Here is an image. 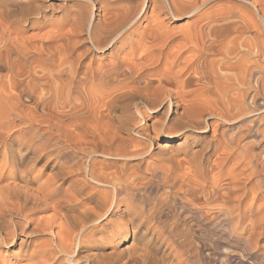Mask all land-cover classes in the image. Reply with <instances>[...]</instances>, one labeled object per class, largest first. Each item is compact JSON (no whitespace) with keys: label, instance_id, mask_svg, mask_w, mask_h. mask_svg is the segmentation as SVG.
<instances>
[{"label":"bare ground","instance_id":"obj_1","mask_svg":"<svg viewBox=\"0 0 264 264\" xmlns=\"http://www.w3.org/2000/svg\"><path fill=\"white\" fill-rule=\"evenodd\" d=\"M262 2L264 1L0 0V248L16 244L22 238L24 229L26 230L25 222L33 219L35 210L47 205L35 195L40 191L44 192L42 188L45 184L37 188V193L30 190L32 187L28 189L29 184L38 178L36 165L42 164L43 167L50 164L49 158L42 153L45 150L43 148L54 146L69 133L75 135L74 126H79L81 122L80 113L88 107L82 111L76 108V116L75 113L68 116L59 113V108L70 101V93L84 92L87 98L86 95H91L94 85H111L113 81H117L115 79L121 80V75L124 79L118 81L119 85H115L121 92L116 93L114 85L113 92L107 86L112 93L108 98L106 95L103 102L100 100L105 108L102 116L110 121L115 117L121 118V126H113L116 124L113 123L111 131H115L110 135V122L106 123L108 135L101 136L105 138L107 147L95 152L125 160L124 165L130 160L142 161L144 156L150 154L158 141L157 133L164 126L168 133L162 136V143L158 142L161 157L145 169L146 182H140L138 176L126 177L123 170L115 171L118 182L116 195L115 190L106 188V194L105 191L103 193L105 196L96 199V207H88L91 211L84 205L86 210L82 209L84 211L80 216L78 214L79 217L76 214L73 218L69 217L70 214L67 217L69 220L73 219L77 230L74 234L81 239L90 235L88 238L91 239L94 236L92 230L97 227L94 225L100 226L103 217L109 218L101 224L99 231L110 224L115 225L114 217L124 212L127 216L124 224L131 227L132 241L122 248L116 247V244V248L108 252L98 249L90 252L92 254L87 253L88 257L84 254L75 258L73 237L69 236L74 230L71 228V233L65 232L62 224L65 220H58L61 223L56 232L60 239L55 242L58 248L52 246L54 249H50L49 246L48 250H44L39 264L46 261L55 264L62 257L61 254L66 256L69 264H145L149 259L146 256L150 249L148 250L146 243L141 245V241L155 223L160 225L156 231L158 236L167 234L177 253L189 254L190 257L201 254L200 247L194 243L195 235H198L196 230L199 228L201 235H209V225L214 220L225 231H229L236 241H242L244 247H253L255 241L264 235V148L258 150L259 145L264 142V71L261 70L263 67L259 69L258 61L248 58L231 61L230 56L239 50L236 47L237 39L233 37L236 32L238 34L239 31V36L240 31H252L259 26L257 31L264 34ZM185 18H190L191 21L178 31L168 25ZM29 29L46 30L42 34L25 35ZM259 37L248 40V50L255 49L258 55L264 57V35L261 39ZM60 47L63 52L66 50L64 58L66 54L67 57L74 54L73 66L70 65L72 63L68 65L65 60L67 57L63 60ZM98 53L109 55L114 60L117 59L118 63L97 67L94 60L98 58ZM213 54H220L224 59L213 61L210 58ZM127 55L130 56L127 58L129 61L126 59ZM83 62L86 64L82 65ZM217 63L224 73L215 70ZM80 67H84L83 77L79 76ZM123 67L127 68V73H122ZM247 73L251 76L248 83ZM240 85H249L252 93L254 92L251 98L246 94L249 92H245L246 89L227 95L230 90L240 89ZM106 92L107 89L104 93ZM92 102L93 99L91 104ZM98 106L95 104L99 111L102 108ZM120 107L125 112L123 118L117 115ZM151 114L160 116L150 123L147 118ZM88 115L90 117L89 113ZM101 123L106 126L102 121ZM236 123L241 124V127L235 128L236 131L232 134L223 131L218 136L212 134V138L206 134L209 128L215 134L221 126ZM242 124L247 126L242 127ZM71 126L74 131L67 128ZM89 126L87 127L91 130ZM121 128L130 134L134 132V136L125 140L120 135L122 138L119 139L118 129ZM102 130L104 133V129ZM80 133L76 132V135ZM184 134L185 146L189 147L183 148L182 157H179L178 151L172 149L170 142ZM73 135L68 136L69 140L77 137ZM248 137L260 139L243 143ZM117 141H120L118 145ZM38 142L41 144L36 145ZM230 158L237 160L236 167L225 170L224 164ZM101 163L97 164L101 165L103 173L105 166ZM57 170V177L61 176L63 172ZM101 173H92L91 176L95 182L107 187L109 182ZM48 182L46 184L50 185ZM78 188L81 189V186ZM164 189L167 190L160 193ZM66 198L63 200L68 205L70 197L69 200ZM247 198L250 201H246ZM121 202L126 204V208L116 211ZM61 206L60 208L64 207ZM64 214L65 212L62 215ZM15 217L22 220H16ZM247 217H251L249 221L253 222V226L240 227L239 224ZM89 224H92V230L85 233ZM116 230L117 228L112 229L110 233L113 234ZM63 231L71 238L63 237L62 241ZM127 235L128 232L122 235L117 233V237L123 241L127 239ZM27 243L22 238L19 247L25 249Z\"/></svg>","mask_w":264,"mask_h":264},{"label":"rangeland","instance_id":"obj_2","mask_svg":"<svg viewBox=\"0 0 264 264\" xmlns=\"http://www.w3.org/2000/svg\"><path fill=\"white\" fill-rule=\"evenodd\" d=\"M264 1V0H263ZM262 5L263 6H261V7H263L264 8V2H262ZM263 11H264V9H263ZM189 21H191V19L190 18H185V19H183V20H177V21H173V22H171V23H168V25H169V27L171 28V29H174L173 27H175V31H178L179 30V28L180 27H182V26H185V25H187V23H189ZM144 24H146V20H145V22H144ZM257 26V25H256ZM144 27H142V29H143ZM255 28V27H254ZM257 28V29H256ZM254 30H247V31H243L242 33H241V31H240V35L238 36V34H239V31H238V34H237V32L233 35V37H236V41H237V45H236V41H235V45H236V47H237V49H239L238 51H237V53H235V54H233V55H231L230 56V60L231 61H236V60H239V59H245V58H248V59H250V60H255V61H258L259 62V64H260V66H259V69H261L262 67V69L261 70H263L264 71V57H262V56H260V55H258V52H256V50L254 51L253 49V52H252V50L250 51V50H248V40H251L253 37H259V35H260V37H262V35H264V34H262V31H260V32H258L259 31V29L258 28H260L259 26L258 27H256ZM46 29H44V30H40V29H37V30H33V29H29L26 33H25V35H28V36H30V35H33V34H35V33H39V34H42V33H44V31H45ZM256 30V31H255ZM258 30V31H257ZM256 33H260L259 35L258 34H256ZM257 35V36H256ZM253 36V37H252ZM259 37V38H260ZM264 38V37H263ZM261 39V38H260ZM246 46H247V48H246ZM60 49H61V53L63 54L62 56H63V60L67 57V54H66V56H65V58H64V54H65V52H66V50L64 49V51L65 52H63L62 51V48L60 47ZM256 53V55H255V53ZM71 54V53H70ZM70 54H68V55H70ZM99 54V56H98V58H96L94 61H95V63H94V65L95 66H101V67H107V66H111V65H114V64H117L118 62V60L117 59H115L114 60V58H112V57H110L109 55V57L108 56H105L104 54H101V53H98ZM243 55V56H242ZM105 58H104V57ZM260 56V57H259ZM130 58V56L129 55H127V57H126V59L127 58ZM74 58H75V56H74V54H71L69 57H67V59H65V60H67V62H68V65L70 64V63H72V64H70V65H74ZM109 58H110V60H109ZM112 58V59H111ZM128 58V59H129ZM210 58L214 61V60H222V58H223V56L222 55H220V54H218V55H216V54H213V55H211L210 56ZM259 58V59H258ZM127 59V61H129ZM224 59V58H223ZM256 59H258V60H256ZM69 60V61H68ZM111 60H113L112 62H110ZM260 60V61H259ZM72 61V62H71ZM86 64V62H83L82 63V65H85ZM97 63L99 64V65H97ZM103 64V65H102ZM111 64V65H110ZM261 64H263V66L261 65ZM106 65V66H105ZM75 67V66H74ZM217 67V68H216ZM84 68V67H83ZM83 68H79V70H80V73H79V76H81V77H83V71H84V69ZM125 67H123V70H124V72H122V73H127V68H125ZM156 69H159V68H156ZM156 69H153V71H155ZM78 70V71H79ZM122 70V71H123ZM215 70L216 71H218L219 73H222L223 71H222V69L221 68H219V65H218V63L215 65ZM151 71L152 70H150V73H151ZM149 71H147V73H148ZM224 73V72H223ZM249 73V72H248ZM248 73H247V76H248V78H247V81H246V83H248V81L250 82V77H249V75H248ZM123 75H121V78H119V79H121V80H123L124 78V76L122 77ZM117 80V81H116ZM121 80H118V79H115V81L116 82H114L113 81V84H111V85H107V86H109L108 88L113 92L115 89H117V92L116 93H120L121 91H119V89L116 87L117 86V84L119 85V83H118V81H121ZM143 80V79H142ZM65 82H67V81H65ZM64 82V83H65ZM62 83V82H61ZM225 84H227V83H225ZM113 85H114V87H113ZM116 85V86H115ZM105 86V87H104ZM104 86H102V87H100L98 84L97 85H94L93 87L94 88H92V93H91V95L90 94H87L86 96H87V98L84 96L85 95V93L84 92H73V93H70V101H68V102H66V104H65V106L64 107H61V108H59V113H63V114H66L67 116L68 115H71L70 113H72V114H74L75 116H76V114L78 113V110L76 109V108H79V111H82L83 109H85V108H87V109H85V110H83L80 114H82V116H81V122L78 124L79 126H74L73 124H75V123H73L72 125L74 126V129H75V135H76V132H77V134H79L80 132V135H76L77 137H79V138H75V137H73V138H71V140H69V137H72L71 135H73V134H70L69 133V137L68 136H66L65 137V139L63 140L62 139V141H59L58 143H56L54 146H52V147H50V148H43V149H45V150H43L42 151V153L44 154V155H46V157H48L49 158V165H47V166H41L42 164H37L36 165V167H38V168H35L36 169V171H38V172H36V174H37V176H38V178H37V180H35L34 182H31L30 184H29V186L30 187H28V189H30L31 187V189L30 190H35V191H33V192H36L37 193V188L39 187V186H43V184H45L44 186H43V190H44V192L43 193H45V194H43L41 191H40V193L39 194H35L36 195V197H39V199H40V201H42V202H46V206L43 208V206H42V208H39V210L37 209V210H35V212H34V215H32V217H33V219H31V220H33V221H24L25 223H27V226H26V230L24 229V231H23V233L21 234V237L26 241V243H27V241H28V243H27V246L25 247V249L24 248H20L19 247V242H20V239H22V238H19L18 240H17V242H16V244H14L13 246H3V247H1L0 248V262L1 263H3V264H39V263H41L40 261H39V258H40V255H42V253L44 252V250H46L47 248L49 249L50 247V249H54V247L55 248H58V247H56V243H57V241L58 240H60L58 237H57V235H56V232L60 229L58 226H60V222L59 221H64L62 224L64 225L63 226V228L65 227V232H67V231H69V233H71V231L72 230H74V231H72V233L73 234H70L69 236H71V237H73L72 239V244H73V247H74V253H75V258H79L81 255H84L85 257H88L87 256V253L88 254H92L93 253V251L94 250H98L99 249V251H106L107 250V252L108 251H110L111 249H113V248H116V247H120V248H122V247H124L125 246V244H128V243H130L131 241H132V232L130 231V226L128 227H126V225L124 224L125 222H126V220H127V216H125V214H124V212H121V213H119V214H117L115 217H114V219H115V225H112L113 226V228H112V226H111V224H110V226H107V228H105L104 227V229H102L101 231H99L100 229H101V224H103V223H105V222H107L108 221V218L109 217H103L101 220H102V222L100 223V226H99V224H97V225H94V226H97V227H95L93 230H92V227L93 226H91L92 224H89L87 227H86V229H85V233L87 232V233H89V231H91L92 230V232L94 233V236L93 237H91V239L90 238H88V237H90V235L88 236V237H85V238H80V236L79 235H76V234H74V233H76V231L77 230H75L76 229V227L74 228V225H73V219L72 220H69L70 218L69 217H71V218H73L75 215L74 214H76V217H79L80 215H81V212L82 211H84V210H86V207H87V209H89L90 208V206L91 205H93V206H91V209H92V207L93 208H95L96 207V199L97 198H99V196H102V197H104L105 195L104 194H106V190L107 189H109V190H111V191H113V190H115V195H116V187H117V185H118V182H116V179L115 178H117L116 176V174H117V172H115V171H118V170H123L124 171V174H125V176L127 177H129V176H138V179H139V181L140 182H146L147 181V176H146V173H144L145 172V169L149 166V165H152V163L154 162L155 163V160H157L159 157H161L160 156V153H159V150H158V142H161L162 143V136H164L165 135V133H168L167 132V130L164 128V126H162L161 128H160V130L158 131V133H157V140L158 141H156V143L153 145V147H152V149H151V151L149 152L150 154H148L147 156H144V158H142L143 160L141 161V159H135V160H130V161H128V163L126 164V165H124V162H125V160H121V159H116L115 157H108V156H103V155H101V154H98V153H96L95 151L96 150H98L99 152L100 151H102L105 147H107V142H106V140H105V138L103 139V136L104 137H106L105 135H108V130H109V134L111 135V134H114V129H113V131H111L112 129L111 128H114V127H112V125H113V123L115 124V125H113V126H116V127H119V126H121V118L120 119H118L117 117H115V118H112L111 120H113V121H110L108 118L106 119V117L104 116H102V112L104 111L103 109H105V108H103V106H102V99L103 100H106V98H108L109 97V95L112 93L108 88H107V86L106 85H104ZM240 86H242V85H240ZM112 87L114 88V90L112 89ZM243 87V88H242ZM242 87H240V89H233V90H230V91H228L227 92V95H233V94H235L236 92H238V91H242V90H245V92H247V91H249V92H247L246 94H248L249 95V98H251V96L254 94V92L252 93V89L249 87V85H246V86H242ZM100 88V89H99ZM102 88V89H101ZM105 88V89H104ZM247 88H249V89H247ZM99 89V90H98ZM106 89H107V92L106 93H104L105 91H106ZM97 90L99 91V92H97ZM102 90H105L104 92H101ZM110 92H109V91ZM122 91H124V90H122ZM234 91H236L235 93H234ZM95 92H97L96 93V95H94V96H96V97H94L93 96V94H95ZM231 92V93H230ZM75 93V94H74ZM104 93V94H103ZM115 93V94H116ZM233 93V94H232ZM251 93V94H250ZM103 94V95H102ZM79 95H81V97L79 96ZM89 95V96H88ZM99 95V96H98ZM107 95V97L105 98V96ZM76 96V97H75ZM80 97V98H78L77 99V97ZM100 96H102V97H100ZM83 97V100L85 101H83V100H81V98ZM89 97V98H88ZM90 97H93V98H90ZM100 99H99V98ZM105 99H104V98ZM72 98V99H71ZM95 98V99H94ZM98 98V99H97ZM93 99V102H92V104H91V100ZM96 100H98V101H96ZM102 102H101V101ZM87 101V102H86ZM96 101V102H95ZM82 102H83V105H84V107H83V105H82ZM98 102H100V103H98ZM72 103V104H71ZM75 103V104H74ZM78 103V104H77ZM88 103V104H87ZM91 105H90V104ZM95 104H96V107H97V104L99 105L98 106V108L100 107V104H101V107L100 108H102L101 110L99 109V111H100V113H99V111H98V109L96 110V108H95ZM139 104H141V102H139ZM77 105V106H76ZM79 105V106H78ZM87 105H90V107L89 106H87ZM92 105H94V106H92ZM75 106V107H74ZM142 106V105H141ZM140 106V107H141ZM93 108H95V109H93ZM133 107L131 106V109H132ZM76 109V110H75ZM90 109V110H89ZM91 109H92V112H91ZM61 110V111H60ZM75 110V111H74ZM103 110V111H102ZM73 111V112H72ZM88 111H90V112H88ZM97 111H98V114H97ZM124 111V109H122L121 107L117 110V115L118 116H121L122 118L125 116V112H123ZM85 113V114H84ZM88 113L90 114V117H89V115H88ZM94 114L95 115V117H93L94 115H91V114ZM119 113V114H118ZM137 113V112H136ZM84 114V115H83ZM139 115V114H138ZM157 115V116H156ZM84 116V117H83ZM160 115L159 114H151V116H150V118H147V119H149V121H150V123L151 122H153V120H155V118L156 119H158V117H159ZM89 117V118H88ZM103 117V118H102ZM154 117V118H153ZM94 118V119H93ZM104 118H105V120H104ZM139 118L141 119V116L139 115ZM99 119H101V121L106 125V126H102V123H101V121H98ZM109 120V121H108ZM120 120V121H119ZM212 120V119H211ZM100 122V123H98V122ZM116 121V122H115ZM110 122V123H109ZM112 122V123H111ZM86 125H85V124ZM88 123V124H87ZM106 123H109V125L108 124H106ZM82 124V126H80ZM86 126H84V125ZM99 125V127H98V125ZM101 124V125H100ZM90 125V126H89ZM111 126V127H109L108 128V126ZM240 125V126H239ZM244 125L245 126H247L246 124H242V127H244ZM73 126H71V127H67V128H69V130L70 131H74V129L72 130V127ZM87 126H89V128H91V130L90 129H88V127ZM92 126V127H91ZM79 127V128H78ZM81 127H82V131H81ZM102 127V128H101ZM105 127V128H104ZM106 127L108 128V130L106 129ZM239 127H241V124H238V123H236V124H225V125H223V126H221L220 128H219V130H217V132L214 134V132H213V130L212 129H210L209 128V131L206 133L207 135H208V137H210V138H212V136L213 135H217L218 136V134H220V133H222L223 131L224 132H228L229 134H232L234 131H236V129L237 128H239ZM78 128V129H77ZM87 128V129H86ZM102 130V129H104V133H102L103 132V130L101 131L100 129ZM234 128V129H233ZM236 128V129H235ZM107 131H106V130ZM77 130V131H76ZM79 130V131H78ZM90 130V131H89ZM92 130H93V132H92ZM121 130V131H120ZM88 132H90L91 134H89ZM120 132V134H119V137H120V135H122V136H124L123 137V139H130V137L132 138V136H134L133 134H134V132L132 133V134H130L129 132H126V130L124 129L123 130V128H121V129H118V133ZM87 133V134H86ZM96 133V134H95ZM106 133V134H105ZM122 133V134H121ZM83 134H84V136H83ZM95 134V135H94ZM213 134V135H212ZM75 135H73V136H75ZM93 135V136H92ZM101 135H103V136H101ZM129 135V136H128ZM131 135V136H130ZM91 136V137H90ZM93 137H94V139L96 140H94L93 139ZM127 137H129V138H127ZM67 138V139H66ZM122 137H120L119 139H121ZM77 139H81V140H83V141H79V140H77ZM105 140L104 142H102L103 140ZM185 139V134L183 135V136H180V138H176L175 140H173L172 142H170V144L171 145H173L172 146V149H175L174 151H178V153H179V157H182V155H181V153H182V151L184 150L183 148H185V149H188L187 147H189V145L188 146H185L186 145V139ZM188 139V138H187ZM258 139V140H257ZM259 139H260V137H257V138H255V137H248L247 139H245L244 141H243V143H250V142H252V141H259ZM68 140V141H67ZM76 141V142H74V141ZM100 140H102V141H100ZM188 140H190V139H188ZM71 143H70V142ZM79 141V142H78ZM255 141V142H256ZM65 142H67L68 144H66ZM74 142V143H73ZM78 142V143H77ZM105 142H106V145H105ZM118 142L120 143V141H117V145H118ZM115 143V142H114ZM181 143V144H180ZM39 144H41L40 142H38L36 145H39ZM66 144V145H65ZM72 145V146H71ZM65 146L67 147V148H65ZM115 146H116V143H115ZM179 146V147H178ZM156 147V148H155ZM178 147V148H177ZM259 151H261L263 148H264V142H263V144L261 145H259ZM64 148V149H63ZM100 148H101V150H100ZM180 148V149H179ZM54 149H56V150H54ZM177 149V150H176ZM179 149V150H178ZM64 150V151H63ZM69 150V151H68ZM215 150V149H214ZM214 150H212L213 152H214ZM93 151H94V153H96V154H94L93 153ZM180 151V152H179ZM215 151H217V150H215ZM218 151H220V150H218ZM63 154H62V153ZM212 152V153H213ZM65 153V154H64ZM159 153V154H158ZM220 153V152H219ZM69 154V155H68ZM158 154V155H157ZM64 155V156H63ZM217 155H218V152H217V154H216V156H215V158H217ZM92 156V157H91ZM94 158V159H93ZM96 158V159H95ZM230 160H231V162H230ZM235 160V161H234ZM140 161H141V163H140ZM236 159L235 158H230V159H228L227 160V162H225V166H224V169L225 170H229V168L230 169H232V167H236ZM95 162V163H94ZM101 162H103V164L101 163ZM97 163H101L102 164V166L104 167L105 166V168H103V171L105 172V174H104V172L103 173H101L102 171H101V165H99V164H97ZM94 164V165H93ZM234 164H235V166H234ZM56 165V166H55ZM131 165V166H130ZM232 165V166H231ZM54 166V167H53ZM110 166V167H109ZM126 166V167H125ZM42 167V168H41ZM57 167V168H56ZM92 167V168H91ZM133 167H134V169H133ZM39 168H40V170H39ZM124 168V169H123ZM57 169H59L60 171H62L63 172V174H61V176H59L58 175V177H57V174H56V171H58ZM91 169V170H90ZM116 169V170H115ZM128 169H130V170H128ZM132 170H133V172H132ZM114 171V172H113ZM127 171V172H126ZM90 174H89V173ZM101 173V175L104 177V179H106L107 180V183L109 182V184H108V186L106 187V186H104V184H98L97 182H95L94 181V179L92 178V173L95 175V174H100ZM109 173V174H108ZM133 173V174H132ZM135 173V174H134ZM106 176V177H105ZM39 179V180H38ZM47 181H49L48 182V184H50V185H47L46 183H47ZM37 183V184H36ZM42 184V185H41ZM47 185V186H46ZM81 186V189L80 188H78V187H80ZM76 188H77V190H76ZM83 188V189H82ZM85 188V189H84ZM107 188V189H106ZM50 190V191H49ZM83 190V191H82ZM165 190H167V189H164V190H161V192L160 193H164V191ZM104 191H105V193H104ZM90 192L92 193V194H90ZM49 193V194H48ZM80 193V194H79ZM88 193V194H87ZM94 193V194H93ZM104 193V194H103ZM47 194V195H46ZM89 195V196H87V195ZM82 195V196H81ZM85 197H84V196ZM98 195V196H97ZM73 196V197H72ZM96 196V197H95ZM66 197H68V200H69V197H70V200L68 201V202H70V203H68V205H67V201L66 200H63V199H67ZM87 197V198H86ZM71 198L72 199H76V200H71ZM58 199H60V200H58ZM249 199H251L250 197H249ZM248 198H247V200L246 201H250ZM63 200V201H62ZM98 200V199H97ZM59 201V202H58ZM61 201V202H60ZM65 201V202H64ZM71 201H73V202H71ZM48 202V203H47ZM54 202V203H53ZM62 202H64V203H62ZM76 202V203H75ZM260 202V204L262 203V201H259ZM51 203H53L52 205H53V207H51L52 205H50ZM58 203V204H57ZM73 204V205H72ZM61 205H63V206H61ZM71 205V206H70ZM86 207H85V206ZM87 205H89V206H87ZM125 205V206H124ZM199 205H201V204H199ZM60 206L61 207H63V208H60ZM75 206V207H74ZM84 206V207H83ZM122 206V207H121ZM49 207H50V209H49ZM56 207V208H55ZM89 207V208H88ZM53 208H55V209H53ZM66 208V209H65ZM118 208H119V210L117 209L116 211H122L123 209H125L126 208V204L124 203V202H121L120 203V205L118 206ZM79 209V210H78ZM82 209H84V210H82ZM91 209H89L88 211H91ZM55 210H56V212H55ZM65 210V211H64ZM73 210V211H72ZM69 211L71 212V213H69ZM78 211H80V212H78ZM65 212V214L64 215H62L63 213ZM68 212V213H67ZM78 212V213H77ZM57 213H59V214H57ZM60 213H62V214H60ZM68 214H70V216L69 217H67V215ZM73 214V215H72ZM78 214H79V216H78ZM54 215H56V217L54 216ZM58 215V216H57ZM63 217H62V216ZM59 216H61L60 218H59ZM66 216V217H65ZM124 217V218H121V217ZM58 218V219H57ZM61 218H62V220H61ZM67 218V219H66ZM251 218V217H250ZM249 217H247L246 218V220H243L242 221V225L244 226H242L241 224H239L240 225V227H242V228H249V227H251V226H253V222H251V220L249 221V219H250ZM15 219L16 220H22L20 217H15ZM56 219V220H55ZM59 220V221H58ZM69 222V224L70 223H72L71 225H67L66 223H67V221ZM107 220V221H106ZM56 221H58V223L56 222ZM245 221V222H244ZM29 222V223H28ZM65 223V224H64ZM117 223V224H116ZM122 223V224H121ZM57 224H59V225H57ZM117 225H120V226H117ZM122 225V226H121ZM125 225V226H124ZM36 226H37V228H36ZM66 226L68 227V228H66ZM70 226V227H69ZM71 226H73V227H71ZM114 226H116L115 228H117V230H116V232L117 233H121V235L123 234V233H126V232H128V235H129V233H130V235H129V237H128V235H127V239L125 238V240L123 241V239H120V238H118L117 237V233L115 232V233H113V234H111L110 233V230H112V229H115L114 228ZM215 226H219V224H217V220H214V222L212 221V223L209 225V227H210V229H209V235H201V232L199 231L200 229L198 228L196 231H198V235H195V239H194V243L197 245V247H200V252H201V254L199 255V256H196V257H190V255L189 254H179V253H177V251H176V249L174 248V245L171 243L172 241L171 240H169L168 238H167V234H163L162 236H158L157 235V232L156 231H158V229L157 228H160V225L158 224V223H155L154 225H153V228H152V230L151 231H149L147 234H146V236H144L143 238H142V241H141V245H144L145 243L146 244H148L147 246H149L148 247V250H149V253L147 254V258H149L147 261H146V259L147 258H145V261H146V263L145 264H170V263H172L173 261V263L172 264H264V258H262V257H264L263 256V254L262 253H264L263 251H264V235H261L256 241H255V244H253V247H244V245H242L243 244V242L242 241H240V242H238V241H236L234 238V236H232V234L228 231L227 232V230L225 231L223 228H221L220 226V228L218 227H215ZM249 226V227H248ZM110 227V228H109ZM35 228H36V231H35ZM59 228V229H58ZM70 228V229H69ZM71 228H72V230H71ZM74 228V229H73ZM109 228V229H108ZM33 229V230H32ZM68 229V230H67ZM89 229V230H88ZM106 229H108V230H106ZM38 230V231H37ZM71 230V231H70ZM103 230H105V231H103ZM229 230V229H228ZM34 231V232H33ZM51 231L53 232V233H51ZM63 231V234L65 233ZM155 231V232H154ZM224 231V232H223ZM96 233V234H95ZM111 235H110V234ZM25 234V235H24ZM28 234V235H27ZM62 234V241H63V237H64V239L65 238H71V237H69V236H67L68 235V233H65V235L66 236H64ZM102 234V235H101ZM105 234V235H104ZM100 235V236H99ZM75 236V237H74ZM52 237V238H51ZM99 237V238H98ZM109 237V238H108ZM86 238H87V240H86ZM80 239V240H79ZM84 239V240H83ZM90 239V240H89ZM96 239V240H95ZM120 239V240H119ZM218 239V240H217ZM94 240V241H93ZM51 241H52V243H51ZM80 241V242H79ZM86 241V242H85ZM89 241V242H88ZM96 241V242H95ZM102 241V242H101ZM123 241V242H122ZM56 242V243H55ZM85 242V243H84ZM119 242V243H118ZM256 242H258V244L256 243ZM48 243L49 244H52V245H48ZM94 243H96V244H94ZM101 243V244H100ZM104 243V244H103ZM238 243H240V244H238ZM85 244V245H84ZM92 244V245H91ZM100 244V245H99ZM103 244V245H102ZM116 244H117V246H116ZM145 244V245H146ZM83 245V246H82ZM201 245V246H200ZM50 246V247H49ZM52 246H54V247H52ZM100 246V247H99ZM116 246V247H115ZM203 246V247H202ZM256 246V247H255ZM44 247H45V249H44ZM81 247V248H80ZM84 249H83V248ZM99 247V248H98ZM151 247V248H150ZM19 248H20V250H19ZM40 248H43V250L42 249H40ZM91 248H92V250H91ZM245 248V249H244ZM251 248V249H250ZM255 248V249H254ZM47 249V250H48ZM151 249H152V254L150 253V251H151ZM175 251H174V250ZM25 250H26V252H25ZM37 250V251H36ZM41 252H40V251ZM80 250V251H79ZM173 250V251H172ZM255 250V251H254ZM36 255H33V253ZM90 252H92V253H90ZM170 252V253H169ZM174 252V253H173ZM40 253V254H39ZM60 253V252H59ZM82 253V254H81ZM155 253V254H154ZM173 253V254H172ZM175 253H177L176 255H175ZM78 254V255H77ZM154 254V255H153ZM171 254V255H170ZM38 255V256H37ZM60 255V254H59ZM150 255H153V256H150ZM167 255V256H166ZM170 255V256H169ZM179 255V256H178ZM182 255V256H181ZM62 256V257H61ZM78 256V257H77ZM240 256V257H239ZM242 256H244V257H242ZM60 257L61 258H59V260L57 261V263H55V264H69L67 261L68 260H66V256L65 255H60ZM153 257V258H152ZM167 257H168V259H167ZM3 258V259H2ZM65 258V259H64ZM74 258V259H75ZM151 258V259H150ZM176 258V259H175ZM152 259H155V261H153ZM167 259V260H166ZM61 260V261H60ZM152 260V261H151ZM39 261V262H38ZM149 261H151V262H149ZM170 261V262H169ZM176 261V262H175ZM59 262V263H58ZM65 262V263H64ZM168 262V263H167ZM178 262V263H177ZM44 264H53V263H51V262H49V261H46ZM77 264H80V263H77ZM82 264H84V263H82Z\"/></svg>","mask_w":264,"mask_h":264}]
</instances>
